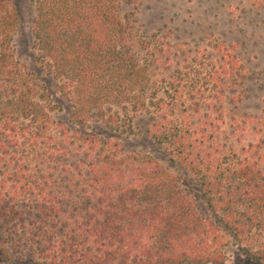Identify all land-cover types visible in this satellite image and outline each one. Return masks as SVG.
I'll list each match as a JSON object with an SVG mask.
<instances>
[{
	"label": "trees",
	"instance_id": "16d2710c",
	"mask_svg": "<svg viewBox=\"0 0 264 264\" xmlns=\"http://www.w3.org/2000/svg\"><path fill=\"white\" fill-rule=\"evenodd\" d=\"M30 1L32 70L0 0V264H264V133L241 142L223 104L236 53L168 70L165 47L132 52L123 0ZM133 134L165 164L127 152Z\"/></svg>",
	"mask_w": 264,
	"mask_h": 264
},
{
	"label": "rangeland",
	"instance_id": "374dc122",
	"mask_svg": "<svg viewBox=\"0 0 264 264\" xmlns=\"http://www.w3.org/2000/svg\"><path fill=\"white\" fill-rule=\"evenodd\" d=\"M6 4L14 19L12 46L15 57L32 70L37 67L32 32L35 7L30 0H7ZM123 4V13L131 19L132 37L128 42L139 59L144 60L157 46H163L172 59L168 62V70L169 64L175 69L177 61L186 60L188 56L194 60L191 61L194 67L201 69L198 63L209 64L218 52H225L217 46L236 53L241 66L236 80L226 85L223 101L226 117L228 121L239 120L240 132L244 135L241 142L255 141L264 133V0H123ZM2 16L0 9V20ZM142 42L149 43L151 50ZM209 54L212 57H208ZM154 70L153 81L165 78V75H159L161 68ZM37 74L48 81L47 75ZM56 82L54 79L48 81L51 91ZM152 91V88L147 91L148 98ZM113 109L116 111L117 107ZM137 115L135 122L144 126L147 116ZM61 116H67V113L56 114L57 118ZM125 136L120 142L125 144L127 152L135 150L142 158H160L165 164L162 152L153 148L150 139L139 134H133L129 139ZM241 142L237 136L229 138V143L237 148ZM5 237L0 231V246ZM225 264L254 263L239 250H232Z\"/></svg>",
	"mask_w": 264,
	"mask_h": 264
}]
</instances>
